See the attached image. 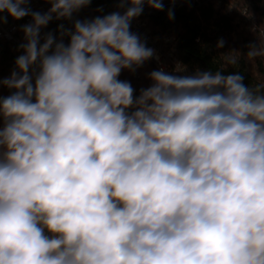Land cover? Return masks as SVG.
Wrapping results in <instances>:
<instances>
[{"label":"clouds","instance_id":"clouds-1","mask_svg":"<svg viewBox=\"0 0 264 264\" xmlns=\"http://www.w3.org/2000/svg\"><path fill=\"white\" fill-rule=\"evenodd\" d=\"M30 2L0 0V25L31 17L0 78V264H264V91L223 70L119 79L154 56L130 25L162 0L83 21L92 0ZM53 19L72 27L42 35Z\"/></svg>","mask_w":264,"mask_h":264},{"label":"trees","instance_id":"trees-1","mask_svg":"<svg viewBox=\"0 0 264 264\" xmlns=\"http://www.w3.org/2000/svg\"><path fill=\"white\" fill-rule=\"evenodd\" d=\"M118 2L92 0L74 14L73 20L123 12ZM162 3L163 10L145 5L142 14L131 21L130 30L154 50V56L135 71L121 72L119 79L129 81L136 94L151 84L148 74L160 69L156 56L168 65V72L181 69L174 74L190 75L196 70H223L225 75L240 73L246 86L264 91V55L255 59L247 57L250 45L264 49V0H162ZM28 7L45 13L50 5L45 0H31ZM170 11L172 18H169ZM27 18L31 17L12 19L21 25ZM72 23L53 19L42 29V35L48 32L55 35L58 25L71 28ZM21 35L24 39L23 31ZM221 40L223 46L217 47ZM22 54L19 44L0 42V78L11 74L17 57ZM2 90L9 94L7 88Z\"/></svg>","mask_w":264,"mask_h":264},{"label":"built area","instance_id":"built-area-1","mask_svg":"<svg viewBox=\"0 0 264 264\" xmlns=\"http://www.w3.org/2000/svg\"><path fill=\"white\" fill-rule=\"evenodd\" d=\"M4 15L7 16V13ZM31 22V18H27L25 21L21 23V25L16 24L11 16H8L7 22L0 25V42H6L10 45L15 44H23V37L21 35L22 31L21 28L23 25H26ZM137 26V25H135ZM157 63L159 68H163L165 71L168 70V65H166L161 59L156 56Z\"/></svg>","mask_w":264,"mask_h":264},{"label":"rangeland","instance_id":"rangeland-1","mask_svg":"<svg viewBox=\"0 0 264 264\" xmlns=\"http://www.w3.org/2000/svg\"><path fill=\"white\" fill-rule=\"evenodd\" d=\"M0 94L6 96L7 94L3 91V90H0Z\"/></svg>","mask_w":264,"mask_h":264}]
</instances>
